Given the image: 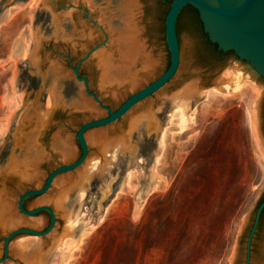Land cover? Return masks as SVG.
Wrapping results in <instances>:
<instances>
[{"label": "rangeland", "instance_id": "1", "mask_svg": "<svg viewBox=\"0 0 264 264\" xmlns=\"http://www.w3.org/2000/svg\"><path fill=\"white\" fill-rule=\"evenodd\" d=\"M41 1L0 0V164L29 159L39 163L40 172L37 180H31V175L18 180L16 174L5 180L8 194L0 215H15L18 226L36 230L48 225L49 215L45 211L31 217L19 213L18 196L40 187L53 168L76 159L80 154L76 130L85 121L106 115L94 109L92 113L76 110L88 97L71 68L89 51L105 47L110 31L123 32L128 17L126 0H89L90 7L85 0H55L57 12L65 14L55 25L48 8V13L41 11ZM171 1L136 0L140 38L155 63L138 85L121 87L113 97L97 87L92 53L82 62L80 75L89 79L90 90L113 110L167 68L164 18ZM69 10L70 16L65 13ZM86 25L95 29L97 37L85 49L74 48L67 39H78V31ZM177 30L180 64L175 76L124 117L104 127L109 136L126 130L130 116L148 107H161L156 117L161 127L173 106L169 99L172 92L192 81L209 85L223 68L234 74L239 71L231 63L232 51L223 56L214 53L192 6L181 10ZM112 72L117 78L116 67ZM50 87L53 95L47 106ZM54 105L57 107L45 123ZM186 112L192 124L183 131L176 122L169 125L161 145L156 129L132 128L130 149L106 158L98 170L89 162L99 153L98 148L89 144L90 159L84 166L58 175L46 196L25 200L26 209L49 204L56 214L55 231L73 238L62 252L54 251L53 261L44 259L39 264L245 263L246 236L264 195V79L250 81L230 94L197 96ZM254 115L258 137L253 131ZM64 143L70 146L69 159ZM63 152L67 159L62 158ZM77 173L87 181L82 198L80 184H74L79 179ZM53 196L56 205L50 199ZM68 220L74 222L72 227ZM8 231L0 228V256ZM45 239L18 235L11 240L3 264H30L28 261L43 250L39 247ZM48 250L53 247L43 253ZM250 260V264H264V217L252 241Z\"/></svg>", "mask_w": 264, "mask_h": 264}, {"label": "water", "instance_id": "2", "mask_svg": "<svg viewBox=\"0 0 264 264\" xmlns=\"http://www.w3.org/2000/svg\"><path fill=\"white\" fill-rule=\"evenodd\" d=\"M187 5L192 6L197 11L202 31L206 39L215 45L216 50L224 54L230 51L234 53V59L231 63L236 64L239 72L245 78L255 83H260L264 79V0H172L169 2V8L164 18V36L169 53L167 68L153 81L126 97L114 110L107 106L96 93L90 90L89 79L86 76L80 75L81 64L88 57V53L85 54L71 68L75 79L83 82L84 93L88 97H84L86 101L78 109L85 113H92V110L95 109L98 113L105 112L106 115L87 120L76 130L75 140L80 148V154L76 159L53 168L47 173L40 187L26 190L18 196L16 208L19 213L31 217L43 211L47 212L49 223L44 229L36 230L25 226H18V218L15 215H0V228L9 229L3 237L0 264H3L7 260L9 256V244L18 235L27 234L45 237L46 239L41 248L47 250L52 243L53 237L59 233L55 231L57 221L55 211L49 204H40L31 209H26L24 203L30 197L45 195L58 175L78 168L87 160L90 155V149L85 139V133L91 129L98 130L104 128L118 121L136 104L160 90L175 76L180 64L177 21L181 10ZM40 6L42 12L48 13L44 2L41 1ZM224 70L225 68L215 74L211 84L200 85L198 82V86L201 88L211 87L212 85L219 86V77ZM56 105L51 108L46 122L50 121L51 115L57 107ZM15 133L17 134L18 131ZM95 153V155L101 156L98 152ZM9 165L10 163L7 166L0 164V192L3 194V200L7 199L8 194L5 180L11 176ZM38 165L39 163L36 164V173L31 176V180L39 179L40 172L38 171ZM17 179L21 180V177L17 176ZM263 210L264 195L254 212L246 236L244 264H250L251 262V245Z\"/></svg>", "mask_w": 264, "mask_h": 264}, {"label": "bare ground", "instance_id": "3", "mask_svg": "<svg viewBox=\"0 0 264 264\" xmlns=\"http://www.w3.org/2000/svg\"><path fill=\"white\" fill-rule=\"evenodd\" d=\"M31 1L36 2L37 0H31ZM42 2H44V5L46 6V8H48L49 14L51 12L50 16L52 17L53 23L55 25H59V23L65 17V14L61 12H57L55 7V0H43ZM84 4L90 7L89 0H85ZM138 9L139 8L136 0H126V13H127L126 16L128 17L126 20H124L125 25L123 32H118V31L115 32L114 30L113 33L112 31H110V29L112 28L109 27L108 31L111 32L110 33L111 37L108 40L107 45L105 47L95 48L94 50L88 52V56H90L89 54L92 53L91 59L95 61V66L98 70L97 87L102 91H107V93L108 94L110 93V95L113 97H115L118 94V92H120L119 90L121 87L133 88L136 85H138L140 79H142V77L148 76L155 65L152 57L150 56V53H147L145 51L144 42L140 38L141 28L138 27L136 22V15L138 14ZM65 13L68 16H70L72 14V11L69 10ZM78 33H79L78 39L75 38H73L72 40H70V38L67 39V41H71V43L73 44L72 46L74 48L81 47L82 49H85L97 37V35H95V29H93L91 26L88 25L83 26V28L80 29ZM35 44H36L35 46H37V48L36 47L35 48L38 49V46L40 45L39 37L38 39H35ZM54 64H55L54 62L51 63L53 69L54 67H56L55 66L56 64L55 65ZM113 67H116L118 70L117 78H113L111 75L113 73L112 72ZM219 82H220L219 86L212 85L211 87L201 88L198 86L196 81L195 82L192 81L185 84L180 89L172 92L169 96V99L173 102V106L169 114L167 115V121L161 127L156 118L158 114L157 112L161 109V107L158 106L157 110H153L152 108L148 107L145 108L144 111L141 112L140 114L130 116L128 128L126 130L121 131L116 136L113 137L109 136L107 130L104 128L85 133V139L88 145L89 144L90 145L93 144L94 146L96 145L99 154H101V156L95 155L96 157L93 158L91 157V159L88 157L90 160L87 158V160L84 163H87L89 160V162H91L90 163L91 167L95 170L96 169L98 170L99 168H101V165L106 158L110 157L113 159L115 158L116 153L124 152L127 151V149H130L129 148L130 132L132 128L138 126L144 127L145 129H147V131L149 130L152 131L156 129L158 132L159 144L161 145L163 144V138L165 136V133L169 125L176 122V124L179 126V130L183 131L187 129L189 125L192 124L189 118V114L186 112V110L189 103H191L195 99V97L200 96L202 98H205L216 93L230 94L241 90L243 87L249 85L250 83V81L247 78H242V74L239 71H237L234 74L232 72H229L228 70H224L222 72V74L219 77ZM49 93L50 94L47 95V99H46L47 106L51 105L50 103L53 95L52 88L49 90ZM85 101L86 100H84L83 103ZM83 103L77 105L76 110H79L78 108H80ZM252 125H253L254 134L256 135V137H258L257 135H259V132L257 126V119L255 115ZM66 142L68 141L66 140ZM69 147L70 146L67 143H64V148H66V154L68 159L69 157H71L68 156V154L71 153ZM66 154L65 153L63 155L61 154L62 158L67 159L65 157ZM263 156H264V152H263ZM25 158H27V156ZM35 164L36 161L30 162L29 159L28 161L24 159V161L19 163H15L14 161H12L9 165L10 174H16L21 178H26L30 175L33 176L36 173ZM83 164L82 166H84ZM79 174H81V172ZM83 174H85L84 171ZM80 176L81 175H79V179H77L74 184L75 186L80 184L79 196L80 198H82L85 193L84 186L86 187L87 181L86 182L83 181L85 180V178L83 176L82 177ZM130 176H131V172H128L127 180H129ZM61 181L64 180L62 179ZM61 181H58L59 184L61 183ZM2 195H3L2 192H0V206L5 201L3 200ZM50 199L53 200V202H56L54 203L55 205L58 203L57 202L58 200L57 198H55V196L51 197ZM68 223H69L68 225L71 227L74 225V224H70V223H74V222H70V220H68ZM59 234L60 233H57L53 237L52 243L49 246V248L53 247V250L51 251L48 250L47 252L44 253H43V251H45L44 249L38 252L36 251L37 252L36 255L28 262L30 264H39L44 259L50 261L52 260L51 258L52 255L54 254V251L62 252V250H64L65 247H68L71 244V242L68 241H71L73 238L69 237L70 235L62 237Z\"/></svg>", "mask_w": 264, "mask_h": 264}, {"label": "trees", "instance_id": "4", "mask_svg": "<svg viewBox=\"0 0 264 264\" xmlns=\"http://www.w3.org/2000/svg\"><path fill=\"white\" fill-rule=\"evenodd\" d=\"M194 9V8H193ZM195 10V9H194ZM196 11V10H195ZM196 13H197V11H196ZM179 18V17H178ZM178 22V21H177ZM177 34H178V30H177ZM207 42L209 43V44H211L208 40H207ZM213 47H214V53H217V50H216V47H215V45L214 44H211ZM263 217H264V210H263V212H262V214H261V218H260V221H259V226H260V224H261V222H262V219H263ZM258 226V227H259Z\"/></svg>", "mask_w": 264, "mask_h": 264}, {"label": "flooded vegetation", "instance_id": "5", "mask_svg": "<svg viewBox=\"0 0 264 264\" xmlns=\"http://www.w3.org/2000/svg\"><path fill=\"white\" fill-rule=\"evenodd\" d=\"M217 54L223 56V55H226L227 53L224 54V53H221V52L217 51Z\"/></svg>", "mask_w": 264, "mask_h": 264}]
</instances>
